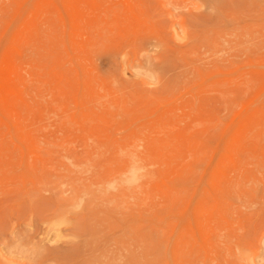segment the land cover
Wrapping results in <instances>:
<instances>
[{
    "label": "rangeland",
    "instance_id": "1",
    "mask_svg": "<svg viewBox=\"0 0 264 264\" xmlns=\"http://www.w3.org/2000/svg\"><path fill=\"white\" fill-rule=\"evenodd\" d=\"M0 264H264V0H0Z\"/></svg>",
    "mask_w": 264,
    "mask_h": 264
},
{
    "label": "clouds",
    "instance_id": "2",
    "mask_svg": "<svg viewBox=\"0 0 264 264\" xmlns=\"http://www.w3.org/2000/svg\"><path fill=\"white\" fill-rule=\"evenodd\" d=\"M142 171H143V170H141V172H142ZM140 178H142V177L137 176V177L134 179V181H133L132 183H129V184H128V186L131 187V186H133V183H139ZM115 184H116V182H111V183L108 185L109 189H110V190H111V189H114Z\"/></svg>",
    "mask_w": 264,
    "mask_h": 264
}]
</instances>
